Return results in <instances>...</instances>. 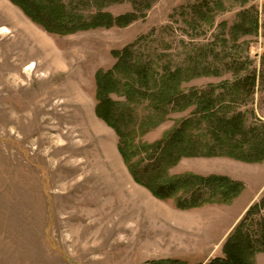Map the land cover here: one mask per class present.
Returning a JSON list of instances; mask_svg holds the SVG:
<instances>
[{
  "label": "rangeland",
  "instance_id": "obj_1",
  "mask_svg": "<svg viewBox=\"0 0 264 264\" xmlns=\"http://www.w3.org/2000/svg\"><path fill=\"white\" fill-rule=\"evenodd\" d=\"M64 4L85 18L97 11L137 17L125 27L57 35L0 0V264H207L223 257L227 236L264 198V160L182 158L169 169L171 176L216 175L242 183L230 205L181 210L172 200L155 198L133 180L117 135L95 115V74L111 70L114 53L126 49L131 64L147 67L144 84L150 88L164 74L182 70L184 94L214 92L225 102L220 114H241L249 143L259 142L264 0ZM111 97L118 112L135 120L164 118L140 137L146 143L194 110L156 111L146 96L124 108L122 94ZM205 127L203 122L196 129ZM254 263H264V253Z\"/></svg>",
  "mask_w": 264,
  "mask_h": 264
},
{
  "label": "trees",
  "instance_id": "obj_2",
  "mask_svg": "<svg viewBox=\"0 0 264 264\" xmlns=\"http://www.w3.org/2000/svg\"><path fill=\"white\" fill-rule=\"evenodd\" d=\"M8 1L32 23L47 33L57 35L125 27L137 17L134 13L114 17L108 12L97 11L85 18L68 11L64 0ZM101 1L94 0L95 3ZM149 5H145V8ZM130 55L128 49L114 53L117 59L115 66L108 71L96 72L95 115L117 135L119 155L133 180L155 198L172 200L181 210L232 204L244 190L242 183L216 175L171 176L169 169L182 158L197 157H225L258 164L264 160V139L249 143L248 139L252 136L243 133L242 115L237 113L229 118L221 115V104L225 102L221 97L216 99L214 92L199 95L191 90L184 94L181 84L187 73L182 70L164 74L150 88V85L144 84L149 80H146L147 67L138 62L131 64ZM225 85L234 89L238 87L228 83ZM113 94L124 96L126 102L120 104L124 108L146 96L143 99H149L152 109L156 111H160L159 108L175 110L176 106L179 111L190 107H194V110L188 119L175 121L158 141L146 143L140 141V137L163 122L164 118H156L153 114L139 121L130 118L126 111L118 112V104L111 97ZM203 122L206 123L205 129H196ZM200 138L208 140L202 144ZM144 161L149 165L144 166ZM258 253H264V198L245 212L227 236L222 247L223 257L214 258L207 264H255L254 258Z\"/></svg>",
  "mask_w": 264,
  "mask_h": 264
},
{
  "label": "crops",
  "instance_id": "obj_3",
  "mask_svg": "<svg viewBox=\"0 0 264 264\" xmlns=\"http://www.w3.org/2000/svg\"><path fill=\"white\" fill-rule=\"evenodd\" d=\"M252 204V203H251ZM250 206V205H249ZM260 264H264V263H260Z\"/></svg>",
  "mask_w": 264,
  "mask_h": 264
}]
</instances>
